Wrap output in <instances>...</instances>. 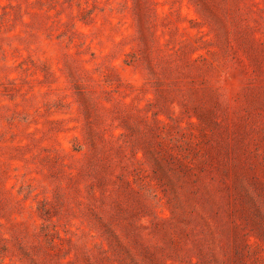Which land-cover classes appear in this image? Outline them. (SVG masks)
<instances>
[{
  "label": "rangeland",
  "instance_id": "1",
  "mask_svg": "<svg viewBox=\"0 0 264 264\" xmlns=\"http://www.w3.org/2000/svg\"><path fill=\"white\" fill-rule=\"evenodd\" d=\"M0 264H264V0H0Z\"/></svg>",
  "mask_w": 264,
  "mask_h": 264
}]
</instances>
